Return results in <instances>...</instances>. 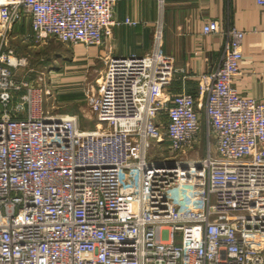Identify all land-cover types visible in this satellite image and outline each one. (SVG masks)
<instances>
[{
    "label": "built area",
    "instance_id": "1",
    "mask_svg": "<svg viewBox=\"0 0 264 264\" xmlns=\"http://www.w3.org/2000/svg\"><path fill=\"white\" fill-rule=\"evenodd\" d=\"M115 3L0 0V264H264V101L234 85L244 30L203 24L224 40L193 92H170L160 25L147 54L110 56L92 130L43 108V73L18 78L15 23L34 45L90 48L121 23Z\"/></svg>",
    "mask_w": 264,
    "mask_h": 264
},
{
    "label": "crops",
    "instance_id": "2",
    "mask_svg": "<svg viewBox=\"0 0 264 264\" xmlns=\"http://www.w3.org/2000/svg\"><path fill=\"white\" fill-rule=\"evenodd\" d=\"M112 17L121 23L100 45H73L66 65L57 72L47 69V82H51L56 105L64 113L78 114V104L87 103L84 86L92 83L91 68L103 63L96 69L101 76L110 56L147 54L158 25L162 28V52L174 71L170 92H193L195 77L212 71L221 56L223 36L202 33L203 24L211 19L217 20L222 31L231 26L245 31L241 73L234 85L239 94L264 101V5L256 0H116ZM126 18L135 24L123 23ZM30 33V21L23 19L12 26L9 40L18 38L33 46L27 40ZM66 104L71 106L66 108Z\"/></svg>",
    "mask_w": 264,
    "mask_h": 264
},
{
    "label": "rangeland",
    "instance_id": "3",
    "mask_svg": "<svg viewBox=\"0 0 264 264\" xmlns=\"http://www.w3.org/2000/svg\"><path fill=\"white\" fill-rule=\"evenodd\" d=\"M9 40V39H8ZM8 45L13 46L17 53L27 56L29 59V66L32 67V71L30 72H21L18 78L26 77L28 80H33L36 74H43V83L45 86L49 88L50 96L45 98L43 103V108L51 114H64V111L60 109L61 106L56 105V96L51 91V82H47L48 76L47 69H53L54 71H58L62 68V66L66 65L67 60L69 59L73 45L61 43L54 39H49L45 43H40L37 45L32 44L33 46H28L21 39L15 38L13 40L8 41ZM99 62V60H98ZM98 66L103 67V63L99 65H95L94 69L90 70V78L89 86H84V90L87 94L91 95L96 89V82L100 77V73L96 70ZM25 73V74H24ZM92 73V74H91ZM46 76V77H45ZM88 76V75H87ZM54 94V95H53ZM51 106H54L52 108ZM71 106V104H66V108ZM78 116H79V125L80 128L85 130H92L94 128L95 119L94 115L89 110V106L86 102H81L78 104Z\"/></svg>",
    "mask_w": 264,
    "mask_h": 264
}]
</instances>
